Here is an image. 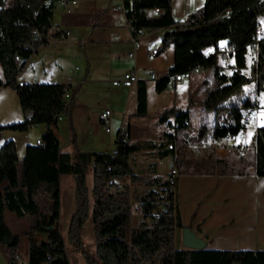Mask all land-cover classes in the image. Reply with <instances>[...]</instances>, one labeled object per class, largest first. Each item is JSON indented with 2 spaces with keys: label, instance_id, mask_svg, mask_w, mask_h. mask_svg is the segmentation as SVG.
<instances>
[{
  "label": "trees",
  "instance_id": "16d2710c",
  "mask_svg": "<svg viewBox=\"0 0 264 264\" xmlns=\"http://www.w3.org/2000/svg\"><path fill=\"white\" fill-rule=\"evenodd\" d=\"M124 23L133 34L138 28L165 29L162 48L172 46V62L163 76L154 78L153 90L162 91L173 76L197 69L212 70L213 87L208 89L199 105L221 117L206 126L201 124L190 135L188 107L194 103L187 95L184 108L174 105L158 111L154 117L165 123L171 132L162 134L165 144L161 155L171 154L174 165L186 164L192 171L208 174H244L250 167L254 175L264 178V125L256 126L248 142L249 157H215L209 151L201 157L183 158V141L199 142L207 135L221 138L235 135L244 126L241 112L247 114L259 107L250 95L264 94V36L256 38L254 28L264 20V0H203L202 4L179 20H173L170 0H121ZM50 0H0V86L12 90L22 112L20 121L0 125L3 130L25 131L29 126L43 123L40 144H25L17 178L15 143L8 139L0 144V244L8 264H16L18 235L10 233L2 220L7 208L17 216L31 215L32 230L47 228L45 242L28 241L27 264H68L63 239L56 229L58 216L57 176L68 173L73 179L74 209L69 216L65 239L77 248L83 264H264V249L207 250L175 248L173 229L180 226L174 206L173 186L161 175L133 173L129 157L137 149L134 143L114 139V153L81 151L75 135L68 126L73 150L58 149V140L48 125L55 127L57 116H67L68 103L63 99L64 83L26 82L18 84L16 75L23 63L37 48L47 42V30L52 16ZM158 8L156 15L148 13ZM150 14V15H149ZM92 27V26H91ZM223 40L230 51L224 55L227 65H221L214 54L205 51ZM159 52V50H158ZM252 52L247 64L246 56ZM227 68L228 72L224 69ZM250 87V91L245 88ZM131 117L146 116L145 84L135 85V108ZM179 138L176 149L175 139ZM171 144L167 149L165 145ZM180 172L188 171L180 169ZM90 173L91 202L85 186V174ZM127 177L130 183L143 186L140 193L120 186L117 181ZM44 193L48 199L43 212L35 199ZM264 195V189H263ZM135 202L140 220L129 227V206ZM92 222L94 246H83L78 228L87 215Z\"/></svg>",
  "mask_w": 264,
  "mask_h": 264
},
{
  "label": "crops",
  "instance_id": "0c3cea01",
  "mask_svg": "<svg viewBox=\"0 0 264 264\" xmlns=\"http://www.w3.org/2000/svg\"><path fill=\"white\" fill-rule=\"evenodd\" d=\"M173 1L170 0V12L173 20H179L183 18L187 13L198 8L203 0H175V3H180L182 6V12L176 17L173 13ZM114 4H121V0H75V4L71 7L72 13L68 19L61 21V17L65 14L63 13L62 7H58V17L53 18L51 16L50 26L47 30V42H66L68 35L70 34L69 29L66 24L74 27H79L81 30V40L85 41L90 47H100V51L97 53V58H102L108 65L115 64L117 68L113 73L112 77L108 79L109 81L113 78L118 77L124 70L128 68H133L136 74V82L138 80H143L145 87L149 83L153 86V79L163 76L166 73L167 67L172 62V46L170 43H166V46L162 48L163 44V33L165 29L157 30H145L138 37V46L133 47L130 37V31L124 23V16L118 11H111L110 6ZM150 13V12H148ZM151 14V13H150ZM152 15V14H151ZM92 26V27H91ZM51 27H54V36H50ZM58 29L68 30V35L64 39H58L56 31ZM80 40V39H79ZM77 40V41H79ZM68 41H73L69 39ZM218 44H224L221 40ZM153 48L154 54L149 55L148 50ZM38 50V49H37ZM36 50V52H37ZM159 50V52H158ZM133 52V57L129 58L126 56L127 52ZM51 51H45L39 58L38 62L44 61V65L40 64V68L37 71H32L28 74H21V71L16 75V80H24L26 82H50V83H65L66 79L70 78V97L77 90V86L81 84L82 80H87L86 76L90 72V67L87 62L81 69L80 74L76 71L79 69L74 66L68 72H61V70H52L49 66L50 59L54 55H49ZM96 56V55H95ZM120 56V57H118ZM33 55H31L22 65L23 68L27 61H29ZM129 58V59H126ZM195 71V70H194ZM193 72L187 73L191 74ZM53 74V75H52ZM55 78L51 81L47 78ZM185 78V77H184ZM182 78V79H184ZM182 79L175 81L181 82ZM88 80H92L89 78ZM209 80V82H208ZM213 77L204 78L199 76L190 85V95L194 103L188 107V123L190 125L191 121V110L196 107V120L193 126L197 127L201 124L210 125L214 118L218 120L221 116L218 115L214 117L211 111H204L199 105L204 97L205 92L208 90L203 83L213 86ZM136 82L130 87L121 86H111L120 88L119 92L122 94L119 98L112 101L114 106L119 110L123 108V112L128 114L132 112L135 108V85ZM87 82H83L82 87H78L79 91H83L88 88ZM86 84V85H85ZM173 84V86H174ZM5 88V86H0V91ZM75 88V89H74ZM96 88V87H95ZM153 88V87H152ZM131 89V91H130ZM13 92V91H12ZM14 93V92H13ZM15 94V93H14ZM123 94L127 95L124 99ZM187 97V96H186ZM129 100V104H128ZM69 101V100H68ZM185 106V104H184ZM81 106H74V109H80ZM125 108V109H124ZM103 109H109V124H110V114L111 108L104 107L98 111V113ZM126 110V111H124ZM145 110L147 114V100H146V89H145ZM98 113H95L93 119L98 122ZM148 115V114H147ZM131 117V116H129ZM65 118V116H59L56 121ZM21 120V119H20ZM31 127V126H29ZM20 132H9L5 134V130L2 131L0 137V144L8 139L13 140L15 143V151L17 159H20L23 154V149L25 144H33L36 138L46 128L43 123H38L32 125V129H37V132L32 136L27 137V130ZM52 130L55 137L58 140V149L64 152H70L73 150L71 144L68 142L69 133L67 137H64L57 133L56 125H48ZM118 128H123L128 132V123L125 126L117 125L114 128H110L109 132H113L109 142L114 139V132ZM29 131V130H28ZM25 133L20 134V133ZM106 132V133H109ZM171 132V130H167ZM246 132L245 128L243 130L242 136L234 135L232 137L226 136L217 138L211 143H208L206 138L199 142H189L183 141L180 148L183 150V158L189 159L197 157L200 148L207 146L209 152L215 157H229L236 158L238 156V148L242 146L243 154L247 160L250 157L248 150V142L252 135L253 130L249 135H244ZM208 136V135H207ZM134 137L130 136V142H133ZM76 145L81 151H85L81 147V141L75 134ZM93 139V140H92ZM109 144V143H108ZM91 145L97 146V142L92 137ZM179 147L177 142H175L174 148ZM196 148V154L187 155V150L190 148ZM111 147L104 146L99 150V152H107ZM157 149V148H155ZM162 150V147L159 151ZM164 150L161 151V154ZM206 152H203V156ZM198 156V157H201ZM171 159V154L166 153V155H161L160 166L167 167ZM176 169V180L173 187L174 194V206L177 213L178 220L180 222L179 227L173 229V235L177 233L180 244L175 248H186L181 245V229L182 227H187L190 232L202 241V246L198 249L207 250H257L264 249V178L254 175L249 167L247 172L244 174H208L203 172H196L192 170L180 172V169H186L187 165L177 166L174 165ZM166 169H162L160 172H155L153 175H161L165 179ZM17 174V173H16ZM89 174V175H88ZM4 185L3 183L0 186ZM73 179L68 173H60L57 176V194H58V216L56 222V229L63 239L65 255L68 264H83L82 259L79 255L77 248L71 247L65 239V231L69 216L73 212ZM85 186L88 193V202L90 204V194L89 190L91 187V176L90 173L85 174ZM45 199V211H47L48 199L44 193H37L35 199L37 201V196ZM38 203V201H37ZM41 208V207H40ZM134 216L132 220H128V226H135L140 220V214ZM32 216L29 214H24L22 216H17L15 213L7 208L2 211V220L4 225L10 231V233L18 235V243L16 248V253L18 256L25 260L26 248L28 241H32L34 244L39 242H45L47 237V228L41 230H32L30 228L32 222ZM78 235L83 244L88 250L92 249L94 246L93 234H92V222L90 215L88 214L81 225L78 228ZM22 242L23 249L20 251L19 244ZM0 264H8L7 257L5 254L4 247L0 244Z\"/></svg>",
  "mask_w": 264,
  "mask_h": 264
},
{
  "label": "rangeland",
  "instance_id": "374dc122",
  "mask_svg": "<svg viewBox=\"0 0 264 264\" xmlns=\"http://www.w3.org/2000/svg\"><path fill=\"white\" fill-rule=\"evenodd\" d=\"M182 12V6L180 3H175L173 1V13L176 17ZM72 13H66L61 17L62 19L69 20L68 17ZM53 18L58 17V7L55 6L52 8ZM150 15V14H149ZM59 18V17H58ZM264 21V20H263ZM67 28L70 31V34L67 36L68 39L66 42H51L48 41L44 45L39 46L37 52L33 54V57L26 62L25 66L19 70L21 74L25 75L32 71H37L43 66L44 61L38 62V58L45 52L51 51L49 55H54L49 61V66L52 70H61V72H68L74 66H77L79 69L76 71L77 74H80L81 69L84 65V62H87L90 67V72L86 76L87 80H82L81 84L77 86V90L73 94L72 98L68 101V114L65 118L58 120L56 124V131L58 134L67 137L68 135V126L71 131L78 136L81 141V147L85 151L99 150L104 146L112 147L114 145V140L110 142L111 135L113 134L112 130L109 133H106L102 130L99 123L93 119L95 113L104 107L111 108L110 114V128H114L117 125L125 126L128 123V129L130 136L134 137V143L137 146V149L129 157V166L133 173L140 175H153L155 172H160L162 169L167 167L160 166L161 151L159 149L166 143L162 138V134L167 132L168 128L165 123H158L154 115L161 109L174 105L180 108H184L186 103V96L190 95V85L195 79H198L199 76L204 78H212V70L209 68L206 69H197L191 74L182 79L181 82H176L174 86L172 83H169L162 91L155 92L151 84H146V100H147V114L143 117H129L122 109H118L114 106L112 101L119 98L122 94L119 92L116 87H111L108 85V79L113 75L112 73L119 68L115 64L108 65V62H105L102 58H97V53L100 51V47H90L85 41L81 39V30L79 27H74L69 24H66ZM54 27H51L50 36H54ZM72 39L73 41H68ZM80 39V40H79ZM79 40V41H77ZM96 55V56H95ZM120 57V56H118ZM129 59V58H126ZM252 59V52H248L246 56V63L248 64ZM228 72V69H224ZM18 72V73H19ZM53 75V74H52ZM91 78L92 80H88ZM51 81L55 78H47ZM83 82H87L88 88L83 91H79L83 85ZM209 82V80H208ZM85 84V85H86ZM207 89L212 88L209 83H203ZM80 87V88H78ZM96 87V88H95ZM247 90L250 91L249 86H245ZM75 89V88H74ZM131 91V89H130ZM255 99H257L259 107L257 109L251 110L248 114V123L244 126L246 132L244 135H249V133L256 127L264 125V94H254L250 93ZM124 99L127 95L123 94ZM129 104V100H128ZM74 106H81L80 109H74ZM125 109V108H124ZM196 107L191 110V121L189 127L183 131V136L190 135L195 131V120H196ZM126 111V110H124ZM22 118V112L19 109L16 95L8 87L3 88L0 91V125H6L10 123H15L20 121ZM211 124V122H210ZM207 126V125H206ZM29 127L27 130V137L32 136L37 132V129H32ZM17 132L15 130L5 129V134L9 132ZM20 132V131H18ZM20 134H25L20 133ZM130 136L127 138V142H130ZM94 138L97 142V146L91 145V138ZM93 140V139H92ZM250 140V139H249ZM176 142L179 141L177 137ZM76 142V139H75ZM109 143V144H108ZM157 148V149H155ZM209 148L203 146L200 148L199 154L196 156H201L203 152H208ZM249 150V149H248ZM183 151V150H182ZM189 152L191 154H196V148H190L187 150L186 154ZM249 157V155H247ZM190 159V158H189ZM15 169L17 178L19 177L20 172V161L17 159L15 162ZM191 167L187 166L186 170H190ZM166 174V172H165ZM89 175V174H88ZM156 175V174H155ZM158 175V174H157ZM118 185L126 186L129 191H135L140 193L143 189V186L139 184L130 183L127 177L122 178L117 181ZM38 206L41 207L42 211H45V199L37 196ZM138 211L135 206V202H131L129 206V219L132 220L134 216H138ZM180 244L177 233L173 235V246L176 247ZM22 242L19 244V249L22 251L23 247ZM92 250V249H90Z\"/></svg>",
  "mask_w": 264,
  "mask_h": 264
},
{
  "label": "built area",
  "instance_id": "2783aa9c",
  "mask_svg": "<svg viewBox=\"0 0 264 264\" xmlns=\"http://www.w3.org/2000/svg\"><path fill=\"white\" fill-rule=\"evenodd\" d=\"M50 4L52 5V7L54 8L55 6H61L63 13H69L71 12V7L75 4V0H50ZM109 9L111 11H118L120 12L121 15H123L124 10L121 4H114L112 6L109 7ZM152 15H156L160 12V10L158 8H152L149 11ZM145 31V29L143 28H138L133 34H131L130 40L131 43L133 45V47H137L138 46V40L137 37L143 33ZM56 35L58 39H64L66 38V36L68 35V30L66 29H58L56 31ZM254 35L256 38L259 37H263L264 36V21L263 20H259L254 28ZM230 51V49H228L227 47H225L224 45H220L218 44L216 47H212L208 50L205 51L206 55H210V54H214L218 57V62L221 65H227L228 64V58L224 57L225 54H227ZM148 54L149 55H153V48L148 50ZM126 56L129 58L133 57V52L129 51L126 53ZM187 74L185 73H179V74H175L173 76V79L171 81L172 85L174 84L175 81H178L184 77H186ZM18 84H25L26 81L21 80V81H17ZM136 82V74L133 68H128L126 70H124L118 77L113 78L109 81V84L111 86H121V87H130L131 85H133ZM65 87L63 88V93H65V102L68 103L69 97H70V78L68 77L65 81ZM109 109H103L98 113V123L101 126L102 130L104 132H109ZM59 116H57L56 119H58ZM248 114L247 112L243 111L241 112V116H240V121L243 124V126H245L248 123ZM243 129H240L235 135L237 136H242L243 134ZM234 135H229V137H232ZM119 139L120 141H126L128 138V132L123 129V128H118L115 130L114 132V139ZM113 139V140H114ZM217 139V138H216ZM215 138L211 137L210 135L207 136L206 140L208 143L213 142L214 140H216ZM33 144L38 145L40 144V139L36 138L33 142ZM165 147L167 149L171 148V144L167 143L165 145ZM116 150V144H114L110 150H108V153H114ZM238 155H242L243 154V148L242 146H240L238 148L237 151ZM176 169L174 166V163L172 161V158L170 159L168 166H167V171H166V177L165 180L170 184V186H173L175 184V180H176ZM120 189V185H116L114 190L117 191ZM49 260V256L45 255V259L43 264L47 263V261ZM14 261L16 264H27V262L23 259H21L19 256H15L14 257Z\"/></svg>",
  "mask_w": 264,
  "mask_h": 264
},
{
  "label": "water",
  "instance_id": "95a60500",
  "mask_svg": "<svg viewBox=\"0 0 264 264\" xmlns=\"http://www.w3.org/2000/svg\"><path fill=\"white\" fill-rule=\"evenodd\" d=\"M181 245L186 248L198 249L202 246V241L195 237L187 227L181 229Z\"/></svg>",
  "mask_w": 264,
  "mask_h": 264
},
{
  "label": "bare ground",
  "instance_id": "6f19581e",
  "mask_svg": "<svg viewBox=\"0 0 264 264\" xmlns=\"http://www.w3.org/2000/svg\"><path fill=\"white\" fill-rule=\"evenodd\" d=\"M153 54H154V49H153ZM63 99H64V101H65V93L63 94Z\"/></svg>",
  "mask_w": 264,
  "mask_h": 264
}]
</instances>
